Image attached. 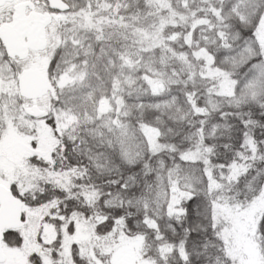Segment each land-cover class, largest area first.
<instances>
[{"label":"snow or ice","instance_id":"6c2138e0","mask_svg":"<svg viewBox=\"0 0 264 264\" xmlns=\"http://www.w3.org/2000/svg\"><path fill=\"white\" fill-rule=\"evenodd\" d=\"M0 264H264V0H0Z\"/></svg>","mask_w":264,"mask_h":264}]
</instances>
